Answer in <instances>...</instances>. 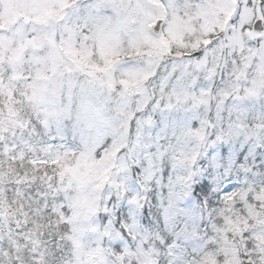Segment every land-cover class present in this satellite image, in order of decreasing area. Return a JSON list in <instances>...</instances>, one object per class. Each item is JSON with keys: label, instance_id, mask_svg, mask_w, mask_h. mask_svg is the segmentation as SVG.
I'll list each match as a JSON object with an SVG mask.
<instances>
[{"label": "snow or ice", "instance_id": "1", "mask_svg": "<svg viewBox=\"0 0 264 264\" xmlns=\"http://www.w3.org/2000/svg\"><path fill=\"white\" fill-rule=\"evenodd\" d=\"M0 264H264V0H0Z\"/></svg>", "mask_w": 264, "mask_h": 264}]
</instances>
